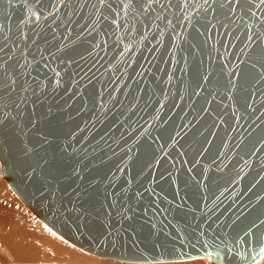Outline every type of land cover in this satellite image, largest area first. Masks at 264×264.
I'll list each match as a JSON object with an SVG mask.
<instances>
[{
    "label": "water",
    "instance_id": "1",
    "mask_svg": "<svg viewBox=\"0 0 264 264\" xmlns=\"http://www.w3.org/2000/svg\"><path fill=\"white\" fill-rule=\"evenodd\" d=\"M0 174L95 255L253 263L264 3L0 0Z\"/></svg>",
    "mask_w": 264,
    "mask_h": 264
},
{
    "label": "bare ground",
    "instance_id": "2",
    "mask_svg": "<svg viewBox=\"0 0 264 264\" xmlns=\"http://www.w3.org/2000/svg\"><path fill=\"white\" fill-rule=\"evenodd\" d=\"M3 179L4 178L0 174V218H4L0 222V254L4 255L8 261L12 259L21 261V262L28 261L29 263L30 262L37 263V261L42 262V263L43 261H50V262L55 261L56 263V261H58L57 264H60V263L64 264L65 260L70 261L72 259V257L69 256V254L73 255V257L75 256V258L78 257L77 260H79V257H80L84 261L85 260L87 262L90 261L89 262L90 264H92L93 262H92V259L89 260V258H92V257H90L88 254L94 255L95 257L97 256V258L101 257V258L108 259L114 262L136 263V264L173 262V261H182V260L199 258V257H194V258H187V259H180V260L156 261V262H126V261H119V260L109 259V258H105L99 255H95L84 249L82 250L88 253H80L79 250H76L71 245L58 239L55 236V233H57L59 237L67 240L66 238L61 236L58 232H56L54 229H52V227H50L47 223H45L23 201L22 202L50 229L55 231V233L52 234L50 230L44 227L45 225L39 222L37 218L32 216L26 210V208H22L20 206V203L16 199V196L10 191L11 189L8 186H6L8 184H5ZM28 223L29 225L30 224L32 225V228L28 226ZM33 226H36V227L34 228ZM19 230H22V231L20 233H17ZM27 232L29 233V235L27 234ZM38 235L44 236V238L42 239L40 236L41 239H39ZM48 247L50 249V254H49V258H46L43 256V252L48 251ZM66 252L69 254L67 255ZM207 261L209 263H212L206 258V260L205 259H198V260L195 259L194 261L192 260V261L182 262V263L176 262L175 264H209ZM76 262L74 261V263ZM108 262L109 261L104 260L103 264H109ZM114 262H111V264H115ZM251 264H264V255L258 258L256 261H254Z\"/></svg>",
    "mask_w": 264,
    "mask_h": 264
},
{
    "label": "rangeland",
    "instance_id": "3",
    "mask_svg": "<svg viewBox=\"0 0 264 264\" xmlns=\"http://www.w3.org/2000/svg\"><path fill=\"white\" fill-rule=\"evenodd\" d=\"M4 180V182H5V184H8L7 182H6V180L5 179H3ZM6 186H8L10 189H11V187L9 186V185H6ZM15 196H16V199L18 200V202L20 203V206L22 207V208H26V210L32 215V216H34L35 218H37L38 219V221L39 222H41L43 225H45L44 227H46L47 229H49L50 230V232L52 233V234H54L55 233V231H53L52 229H50L43 221H41L20 199H19V197L13 192V190L11 189L10 190ZM4 218H0V222L3 220ZM28 226L29 227H31L32 228V225L30 224L29 225V223H28ZM34 228L36 227V226H33ZM22 230H19L17 233H20ZM27 234L29 235V233L27 232ZM41 236V235H40ZM40 236L38 235V237H39V239H43L44 238V236H41V238H40ZM55 236L58 238V239H60L61 241H63V242H65V243H67V244H69V245H71L72 247H74L76 250H79L80 251V253H88V252H86V251H84V250H82L81 248H78L77 246H75V245H73L71 242H69V241H67V240H65V239H63V238H61V237H59V235H57V233H55ZM37 237V236H36ZM37 237V238H38ZM19 242V241H18ZM55 245H57V244H55ZM40 249H41V247H40ZM49 254H50V249H49V247H48V251H46V252H43V256L44 257H46V258H49ZM66 254L68 255L69 253H67L66 252ZM90 257H92V258H89V260L90 259H92V264H103V262H104V260L105 261H109L108 263L109 264H111V262H114V261H111V260H108V259H104V258H97V256L95 257L94 255H90V254H88ZM69 256L70 257H72V261L70 260V261H68V260H65V263L64 264H88L89 262H87L86 260L84 261V260H82L80 257H79V260H77V258H75V256L73 257V255H70L69 254ZM94 258V259H93ZM198 260V259H205L206 260V257H199V258H194V259H188V260H182V261H173V262H161V263H144V264H175L176 262L177 263H182V262H188V261H194V260ZM74 261L76 262V261H78V262H76V263H74ZM80 261V262H79ZM10 262H21V261H17V260H7L6 258H5V256L4 255H2V254H0V264H8V263H10ZM22 262H26V261H22ZM64 262V261H63ZM86 262V263H85ZM208 262V261H207ZM26 263H29L28 261L26 262ZM30 263H32V262H30ZM37 263H41V264H57L58 263V261H56V263H55V261H52V262H50V261H43V263L42 262H39V261H37ZM60 263V262H59ZM115 264L117 263V264H136V263H120V262H114ZM209 263V262H208ZM61 264V263H60ZM63 264V263H62ZM90 264V263H89ZM209 264H212V263H209Z\"/></svg>",
    "mask_w": 264,
    "mask_h": 264
},
{
    "label": "snow or ice",
    "instance_id": "4",
    "mask_svg": "<svg viewBox=\"0 0 264 264\" xmlns=\"http://www.w3.org/2000/svg\"><path fill=\"white\" fill-rule=\"evenodd\" d=\"M262 3H264V0H261Z\"/></svg>",
    "mask_w": 264,
    "mask_h": 264
}]
</instances>
